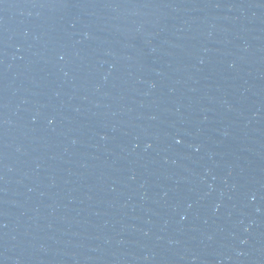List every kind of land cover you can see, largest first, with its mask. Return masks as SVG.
Listing matches in <instances>:
<instances>
[{"label": "water", "instance_id": "obj_1", "mask_svg": "<svg viewBox=\"0 0 264 264\" xmlns=\"http://www.w3.org/2000/svg\"><path fill=\"white\" fill-rule=\"evenodd\" d=\"M0 264H264V0H0Z\"/></svg>", "mask_w": 264, "mask_h": 264}]
</instances>
